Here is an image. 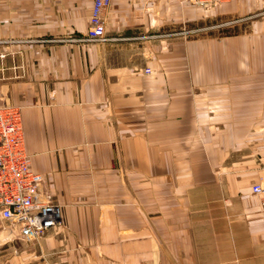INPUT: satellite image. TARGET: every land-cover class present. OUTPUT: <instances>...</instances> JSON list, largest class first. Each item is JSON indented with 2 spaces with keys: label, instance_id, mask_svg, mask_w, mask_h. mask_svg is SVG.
I'll return each instance as SVG.
<instances>
[{
  "label": "crops",
  "instance_id": "crops-1",
  "mask_svg": "<svg viewBox=\"0 0 264 264\" xmlns=\"http://www.w3.org/2000/svg\"><path fill=\"white\" fill-rule=\"evenodd\" d=\"M182 2L112 0L90 43L93 0H0V105L63 219L0 264H264L259 0Z\"/></svg>",
  "mask_w": 264,
  "mask_h": 264
},
{
  "label": "built area",
  "instance_id": "built-area-1",
  "mask_svg": "<svg viewBox=\"0 0 264 264\" xmlns=\"http://www.w3.org/2000/svg\"><path fill=\"white\" fill-rule=\"evenodd\" d=\"M183 1L209 10L238 0ZM111 3L112 0H93L89 27L81 41H108L105 14ZM43 180L30 164L21 108L0 105V220L16 229L26 242L38 241L63 224L60 205L42 189ZM252 192L261 200L264 220V182L254 184Z\"/></svg>",
  "mask_w": 264,
  "mask_h": 264
},
{
  "label": "rangeland",
  "instance_id": "rangeland-1",
  "mask_svg": "<svg viewBox=\"0 0 264 264\" xmlns=\"http://www.w3.org/2000/svg\"><path fill=\"white\" fill-rule=\"evenodd\" d=\"M233 2H237V1H233ZM181 3L182 0H181ZM227 4V3H225ZM225 4H222L216 8H213V9H209L211 12L217 10L218 8H220L221 6H224ZM212 16V15H211ZM245 18L247 19H253V18H257L258 19H264V0H259V9L258 11L250 14L249 16H246ZM222 23L220 22L217 18L215 17H211V23L207 26L210 30V34H213V35H218V33L220 32L219 30L221 29H218V25ZM201 25V24H200ZM186 27V24L183 25V24H179L178 25V28H177V32H181L183 31L182 29H184ZM200 27V26H199ZM207 29V28H206ZM224 33L221 34V37H225L227 35H230L232 33H234L233 29L232 28H229V29H226V30H222ZM259 164H261V162H259ZM227 172V167L225 166H218L215 168L214 170V174L216 176H222L223 174H225ZM264 182V181H263ZM63 226V224H62ZM61 226V227H62ZM15 234H17V231L16 229L12 228V227H8L7 225H5L1 220H0V238L2 239V241L4 240V238L6 237H12V236H15ZM45 237V236H44ZM43 237V238H44ZM41 238L40 240L38 241H34V242H31V243H35V244H40L41 240L43 239ZM30 243V242H29Z\"/></svg>",
  "mask_w": 264,
  "mask_h": 264
}]
</instances>
